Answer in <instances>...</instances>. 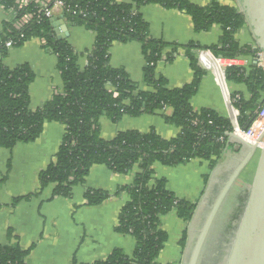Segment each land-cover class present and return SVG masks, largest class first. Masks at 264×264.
Returning a JSON list of instances; mask_svg holds the SVG:
<instances>
[{"label": "trees", "instance_id": "trees-1", "mask_svg": "<svg viewBox=\"0 0 264 264\" xmlns=\"http://www.w3.org/2000/svg\"><path fill=\"white\" fill-rule=\"evenodd\" d=\"M16 1L0 0V7L14 13L0 32V147L12 150L17 144L34 142L41 136L45 123L62 125L61 144L49 165L39 173L35 194L54 184L53 198L70 199L73 188L85 182L93 166L103 165L119 175H126L137 166L133 182L116 191V195L126 193L128 200L119 212L115 231L133 238L134 253L129 257L115 249L105 260L91 264H159L157 258L167 241L160 217L174 211L179 219L190 223L197 202H188L169 192L165 181L154 177L153 165L175 167L200 159L209 162L213 170L237 145L228 142V135L233 132L228 118L209 109L194 111L190 105L206 72L198 65L195 51L209 50L226 59H251L248 67H229L224 76L226 82L243 84L247 89V98L242 93L230 97L241 130L252 124L264 103V69L254 62L258 51L252 46H240L235 40L237 32L245 26L243 16L237 8L222 6L218 0L205 7L195 6L189 0H62L61 12L67 23L83 26L95 34L92 48L85 53L87 65L81 70L77 65L79 54L66 39L56 38L52 20L37 13L39 6L30 3L20 7ZM150 4L185 13L197 33L219 25L222 36L208 48L194 43L168 45L152 39L140 13L143 6ZM29 14L33 18L16 29L15 24ZM31 39L43 41V48L56 56L63 83L62 92L34 112L29 110L28 94L33 72L28 65L9 69L2 63L9 49L7 43L17 48ZM129 42L141 45L142 86L146 90L132 83L124 70L109 65L111 45ZM179 50L184 51L193 77L181 88L168 89L166 80L156 76V66L163 59L172 61ZM165 109L171 110L170 115L163 116L165 123L180 129L174 139L165 140L154 130L120 132L109 141L100 138L102 116L115 123L124 115L139 117ZM239 150L238 146L234 149L241 160L244 153ZM30 197L15 198L11 206ZM109 198L108 192L89 190L84 194V206H97ZM184 240L185 234L181 245ZM27 253L17 243L0 245V264H25Z\"/></svg>", "mask_w": 264, "mask_h": 264}, {"label": "crops", "instance_id": "crops-1", "mask_svg": "<svg viewBox=\"0 0 264 264\" xmlns=\"http://www.w3.org/2000/svg\"><path fill=\"white\" fill-rule=\"evenodd\" d=\"M211 1L189 0V3L205 7ZM233 1L218 0L222 6L237 8ZM140 13L148 26L149 37L162 40L168 45L185 46L194 43L208 48L217 44L222 36L221 26L214 25L207 32L197 33L188 15L178 10H167L158 4L143 6ZM13 17L12 10L0 7V32ZM55 21H63L67 31V36L63 39L79 54L77 65L83 70L87 65L85 53L92 48L95 34L83 26L70 25L59 10H54L52 22ZM54 29L53 27V31ZM235 40L240 46L254 45L246 26L237 32ZM194 54L197 59L198 51ZM244 60L246 62L240 60L238 63L242 67H248L251 59ZM2 63L9 69L28 65L33 72L34 79L28 89L29 110L32 112L63 90L61 76L57 71V58L43 48V41L39 39H31L20 47L9 48ZM109 65L114 69L124 70L132 83L140 90H146L142 86L144 59L139 43H113L109 49ZM198 65L206 72L201 78L196 95L190 100L192 109H209L220 117L230 119L231 111L225 102V93L218 85L215 75L199 62ZM155 72L158 78L161 76L166 80L168 89L181 88L193 77L183 50H179L170 62L161 60ZM226 89L230 96L242 93L245 98L248 97L243 84L227 82ZM164 114L170 115L171 110H159L139 117L124 115L115 123L102 116L99 119L100 138L109 141L120 132L146 133L154 130L165 140L174 139L180 129L166 124ZM42 130L41 136L32 143L17 144L12 150L0 147V245L17 243L21 250L28 252L25 264H72L73 261L91 264L105 260L115 249L132 256L135 250L133 238L115 231L119 212L128 200L126 193L116 195V191L133 182L138 167L135 166L126 175H119L103 165L93 166L85 182L73 188L70 199L53 198L54 184H49L35 195L39 187V173L51 162L64 134V127L55 122L45 123ZM228 142L230 145L234 143L230 140ZM236 146L232 148L233 151H228L213 170L209 162L200 159H192L175 167L157 163L153 165L154 177L163 179L169 192L188 202H197L198 208L193 221L187 224L174 211L160 217V227L167 234V241L157 263H185L187 248L195 238L217 193L240 161L241 155L234 151ZM242 153L244 152L241 151ZM254 168L255 162L244 170L232 187L229 195L233 202L237 194H246ZM89 190L108 192L110 198L97 206H84V194ZM27 196L31 197L11 206L13 199ZM184 234V244L181 245Z\"/></svg>", "mask_w": 264, "mask_h": 264}, {"label": "water", "instance_id": "water-1", "mask_svg": "<svg viewBox=\"0 0 264 264\" xmlns=\"http://www.w3.org/2000/svg\"><path fill=\"white\" fill-rule=\"evenodd\" d=\"M233 2L238 13L243 16L245 26L248 28L255 48L261 53L264 63V0H234ZM53 27L58 40L67 36L63 21H55ZM247 129L248 127L245 128ZM228 137L230 141L238 145L239 151L244 152V155L213 200L195 238L186 250L184 264H201L212 225L232 187L253 162H255V168L240 216L234 232L225 239V253L221 261L215 264H264V132L259 140L263 144L260 150L256 145H249L235 133H230ZM197 210L198 208L195 215Z\"/></svg>", "mask_w": 264, "mask_h": 264}, {"label": "built area", "instance_id": "built-area-1", "mask_svg": "<svg viewBox=\"0 0 264 264\" xmlns=\"http://www.w3.org/2000/svg\"><path fill=\"white\" fill-rule=\"evenodd\" d=\"M16 3L20 7L27 6L30 3H34L37 6H39V9L37 13L39 16L53 20L54 16V10H62L63 7V1L62 0H17ZM33 18L32 14L26 15L23 17L20 21H18L15 24L16 29H20L22 26H24L26 23H28ZM39 18V17H38ZM7 47L11 48V44L7 43ZM254 50H257L255 48V45L252 46ZM197 60L200 63L201 66H203L205 69L210 70L217 79L218 85L221 87L222 91L225 93V102L230 108L231 115H230V123L233 129V134L235 133L236 136L243 139L245 142H247L249 145H256L258 149L262 148L263 144L262 142H259L263 132H264V103L256 115L254 121L252 124L248 127L247 130H241L237 123V111L232 107L231 105V96L228 94L226 89V80H225V70L232 66H240L238 63L240 60L244 61V58H236V59H226L222 57H216L214 56L209 50H200L197 54ZM254 62L258 67H261L264 69V63L261 53L258 51L255 54ZM244 67V66H243Z\"/></svg>", "mask_w": 264, "mask_h": 264}, {"label": "flooded vegetation", "instance_id": "flooded-vegetation-1", "mask_svg": "<svg viewBox=\"0 0 264 264\" xmlns=\"http://www.w3.org/2000/svg\"><path fill=\"white\" fill-rule=\"evenodd\" d=\"M245 197V193L240 195L237 194L236 199L233 202L229 195V197L225 200L217 219L212 225L213 227L201 258V264H215V262L221 261L225 253V239L234 232V227L236 226L240 216ZM220 219L222 220V225H216ZM215 225L217 226L216 229Z\"/></svg>", "mask_w": 264, "mask_h": 264}, {"label": "rangeland", "instance_id": "rangeland-1", "mask_svg": "<svg viewBox=\"0 0 264 264\" xmlns=\"http://www.w3.org/2000/svg\"><path fill=\"white\" fill-rule=\"evenodd\" d=\"M221 221H222L221 219H220V220H218V222H217V224H216V225H220V224L222 225ZM216 225H215V229L217 228V226H216ZM215 229H214V231H215ZM214 231H213V234H214ZM212 236H213V235H212ZM226 238H227V237H226ZM207 253H208V252H207Z\"/></svg>", "mask_w": 264, "mask_h": 264}]
</instances>
